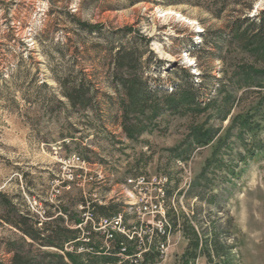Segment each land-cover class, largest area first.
Instances as JSON below:
<instances>
[{
	"label": "rangeland",
	"instance_id": "obj_1",
	"mask_svg": "<svg viewBox=\"0 0 264 264\" xmlns=\"http://www.w3.org/2000/svg\"><path fill=\"white\" fill-rule=\"evenodd\" d=\"M228 1L217 17L218 5L212 11L197 0H0V200L29 210L38 226L62 216L80 231L64 252H43L69 264L71 256L79 264H264L262 53L227 28L264 11V0ZM124 27L150 38L164 60L149 61L152 84L172 90L186 81L184 68L197 75L198 105L144 113L142 131L132 136L104 65L103 34ZM68 71L85 73L100 91L85 111L59 103L57 78ZM74 155L81 162L69 160ZM137 175L168 179L158 226L166 233L158 230L143 249L144 227L125 185ZM116 214L133 239L117 232L106 242L98 223ZM21 238L0 218L2 263L11 264Z\"/></svg>",
	"mask_w": 264,
	"mask_h": 264
},
{
	"label": "trees",
	"instance_id": "obj_2",
	"mask_svg": "<svg viewBox=\"0 0 264 264\" xmlns=\"http://www.w3.org/2000/svg\"><path fill=\"white\" fill-rule=\"evenodd\" d=\"M200 1L209 3L206 7L212 11H217V8L214 9L212 6L218 5L220 10L215 12L217 17H221L222 11L229 5L228 0H197L198 3ZM233 1V4L237 5L245 0ZM80 26L90 32L98 31L102 34L99 26H92L86 22H80ZM227 28L228 34H232L234 39L239 38L246 48L254 49L257 54L262 53L260 58L263 64L260 72L264 73V11L254 16L236 18L230 21ZM103 35L107 45L104 65L108 71L109 85L117 95L116 100L120 108L118 117L123 121V128L127 134L132 136L142 131L143 120L139 117L144 113L157 115L166 110L176 112L185 107L198 105L194 88L197 75L191 73L189 69L183 70L186 81L176 84L172 90H165L160 84H152L153 79L146 72L150 67L149 61L155 59L159 64H163L164 60L157 58L151 48L150 38L134 31L131 27L105 32ZM217 38L220 42L217 41L216 44L221 49L227 42L226 37L223 35ZM57 80L61 94L65 98V101L59 103L67 108L85 111L98 100L100 91L85 73L80 72L79 75H74L68 71ZM108 98L115 101L112 96ZM0 196L3 194L0 193ZM0 218L22 234V244L16 246L15 251L11 248V252H16L11 264H69L63 255L56 252H43V250L56 248L64 252L66 243L80 241L78 240L80 231L67 228L62 216L56 218L53 215L49 216L53 218L51 221L43 222L42 226H38L39 221L35 215L27 209H20L7 197L0 200ZM33 251H36L38 260L31 259L30 255ZM71 259L75 264H79L74 256H71ZM105 262L109 264L112 261ZM0 264L4 263L0 261Z\"/></svg>",
	"mask_w": 264,
	"mask_h": 264
},
{
	"label": "built area",
	"instance_id": "obj_3",
	"mask_svg": "<svg viewBox=\"0 0 264 264\" xmlns=\"http://www.w3.org/2000/svg\"><path fill=\"white\" fill-rule=\"evenodd\" d=\"M69 160L74 163L81 162V158L77 155L72 156ZM167 182L166 177H148L146 175L130 176L125 179V185L129 188L130 198V209L132 213H135L140 219L141 226L144 227L140 235L139 249H143L146 246V242L151 243L154 236H158V230L161 233H166L162 227L165 218V201L167 199ZM88 217V215H87ZM98 229L103 230L102 232L106 236V242L114 240L116 233L121 232L128 238L133 239L132 236L127 233L126 226L123 225L122 214H116L112 218H106L98 223ZM111 228H109V227ZM122 228V229H121ZM167 246L166 242L159 244V248L165 249ZM110 249V245H107ZM127 250V247L121 248L123 254ZM136 262L138 260L136 259Z\"/></svg>",
	"mask_w": 264,
	"mask_h": 264
}]
</instances>
